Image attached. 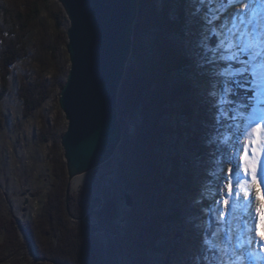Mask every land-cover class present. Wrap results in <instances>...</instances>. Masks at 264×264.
Listing matches in <instances>:
<instances>
[{"label": "trees", "instance_id": "trees-1", "mask_svg": "<svg viewBox=\"0 0 264 264\" xmlns=\"http://www.w3.org/2000/svg\"><path fill=\"white\" fill-rule=\"evenodd\" d=\"M137 9L131 53L117 95L122 135L115 152V190L101 191L102 204L94 213L106 242L100 245L90 237L92 227L76 226L71 219H79L84 209L90 211L79 203L92 197L94 180L92 187L85 184L76 196L69 193L66 211L67 174L60 157L55 158L58 170L53 171L40 217L31 224L12 220L14 228L5 226L8 231L21 228L37 259L48 264H119L121 257V264H170L171 253L178 250V212L192 181L182 155L201 156L204 139L210 135L204 134L202 116H194V63L183 46L189 27L184 0H137ZM65 21L56 0H0V100L8 90L11 66L27 57L35 62L37 72L35 80L18 87L25 115L51 90L61 89L69 68ZM34 28L36 39L29 52L27 35ZM50 68L54 70L46 80L43 71ZM64 128L56 133L55 128L43 126L40 139L50 135L59 141ZM124 192L131 193L133 205L124 213L126 230L121 234L113 220L120 216L117 200ZM158 254L162 257L157 261Z\"/></svg>", "mask_w": 264, "mask_h": 264}, {"label": "snow or ice", "instance_id": "snow-or-ice-1", "mask_svg": "<svg viewBox=\"0 0 264 264\" xmlns=\"http://www.w3.org/2000/svg\"><path fill=\"white\" fill-rule=\"evenodd\" d=\"M184 3L195 25L190 55L206 77L214 109L212 142L229 155L227 172L215 161L202 185L200 243L192 264L261 260L256 248L264 250V190L257 197L258 232L251 188L264 184V0Z\"/></svg>", "mask_w": 264, "mask_h": 264}, {"label": "rangeland", "instance_id": "rangeland-1", "mask_svg": "<svg viewBox=\"0 0 264 264\" xmlns=\"http://www.w3.org/2000/svg\"><path fill=\"white\" fill-rule=\"evenodd\" d=\"M241 7H243V5H241ZM185 17L187 18L189 27L186 31V38L183 40V46L190 53L192 51V37L190 33L195 30V25L190 22L187 12ZM65 24L66 25L62 27L64 31H66L69 24L67 16ZM36 31L37 29L34 28L31 33L27 35V49L29 52L33 50L32 45L36 39ZM66 56L68 59L67 52ZM53 70L54 68H50L43 71L46 80L50 78ZM192 70L194 71L192 80L195 88V107L197 108L194 116H202L199 120L203 122L204 125L206 124L204 127L205 130H203L204 134H208L210 137L204 139L203 154H201V156H198L194 152L190 154L184 153V155H182L186 160L185 167L190 170L189 173L192 181H190L191 188H189L181 198L182 203L178 212L180 221L176 230L179 233L176 245L178 250L171 253L168 259L170 260V264H192V259L197 254L200 243L197 229L199 220L197 217L200 215V208L202 207L200 202L202 185L206 182L208 172L216 167L215 161L223 163L225 173L227 172V167H229L227 163L229 159L227 151H225L221 145L212 142L217 134V129L213 127L214 109L207 98L208 85L206 77L201 74V69L198 68L195 63ZM36 72L37 65L33 62L31 57L15 62L11 66V72L8 77V90L0 100V226L3 225L0 227V264H39L41 262L48 264L44 259H37L38 255L35 256L34 254L36 250L35 247L23 236L21 228L18 227L19 230L17 231H8L5 229V226H9V229L14 228L12 227V220L14 223L21 222L31 224L40 217L42 207L47 200L54 179L53 171H55L57 169L56 166L59 165H56L55 160H58V157H60V159L65 162L63 149L60 144L61 137L59 141L58 139L56 141L57 136L53 137L50 135L47 136L48 139H40L42 132L41 128L43 126H46L47 130L55 128L56 133H60L64 127V131L66 130L67 121L58 105L60 90L58 88L51 90L49 96L45 98L40 105H37L35 108L31 109V111L27 112L26 115L24 113L23 102L17 93L18 87L23 81L30 83L35 80ZM181 119L184 121V117H181ZM219 131L224 132L225 129L220 128ZM179 150H181L180 146ZM117 158L116 153H114L108 160L99 166L73 177L69 181L67 198L66 187L68 184V175L66 177L64 197L67 212L69 193L76 196L83 190L82 188L85 184L88 183L89 186L92 187L90 184L92 180L96 182L95 185H97V187L94 188L92 197L83 203H79L82 207L86 204L90 211H85L84 209L79 219H71L75 222L77 221V223H75L76 226H81L83 224L92 227L94 230H89L91 232L90 237L91 239H98L100 245L106 242L107 237L103 228L96 223L94 213L100 209L102 204L101 191L104 188H108L109 190L110 188L113 189L114 169L118 161ZM262 190H264V184L260 185L259 190L255 184L252 185V211L256 220L258 232L261 230V217L260 213L257 211L260 207V200L257 197L261 195ZM124 193L121 194V198L117 200L120 204V216L113 220V224L118 228L121 234L125 233L126 230L124 213L132 207L125 204L123 197ZM176 200H179L178 197ZM12 232H15L14 236L11 234ZM112 236L115 237L113 234ZM10 238H12V240H10ZM98 243L96 242L97 245ZM256 252L262 259L246 261L245 264H264V258L262 256V254L264 255V250L257 247ZM161 257L162 254H158L157 261L160 260ZM121 262L122 257L120 258L119 264H121Z\"/></svg>", "mask_w": 264, "mask_h": 264}, {"label": "water", "instance_id": "water-1", "mask_svg": "<svg viewBox=\"0 0 264 264\" xmlns=\"http://www.w3.org/2000/svg\"><path fill=\"white\" fill-rule=\"evenodd\" d=\"M68 18L69 68L58 105L67 121L60 144L68 184L108 160L122 135L118 89L132 47L137 0H56ZM125 204L133 205L129 192Z\"/></svg>", "mask_w": 264, "mask_h": 264}, {"label": "bare ground", "instance_id": "bare-ground-1", "mask_svg": "<svg viewBox=\"0 0 264 264\" xmlns=\"http://www.w3.org/2000/svg\"><path fill=\"white\" fill-rule=\"evenodd\" d=\"M263 258H264V255L262 254Z\"/></svg>", "mask_w": 264, "mask_h": 264}]
</instances>
